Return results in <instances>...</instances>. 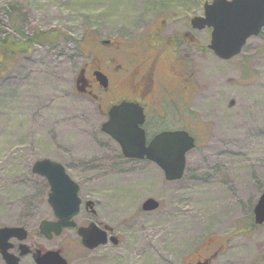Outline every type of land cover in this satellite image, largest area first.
<instances>
[{
	"label": "rangeland",
	"instance_id": "rangeland-1",
	"mask_svg": "<svg viewBox=\"0 0 264 264\" xmlns=\"http://www.w3.org/2000/svg\"><path fill=\"white\" fill-rule=\"evenodd\" d=\"M210 1L0 0V37L24 45L0 54V224L23 214L36 226L53 218L48 184L31 170L47 157L65 167L81 198L99 201V219L118 238L88 251L62 245L75 234L42 237L45 248L62 247L68 264H187L198 254L210 256L208 264H264V222L247 226L264 189V30L234 57H216L206 47L210 28L189 25ZM48 30L58 33L52 41L25 47L26 35ZM171 36L175 44L162 51L188 76L187 102L166 94L148 102L147 114L174 111L165 123L188 130L195 147L183 176L168 181L155 163L122 155L100 128L106 109L73 92L72 80L93 50L116 54L120 44L142 60ZM149 197L159 206L143 211ZM78 218L86 221L83 211Z\"/></svg>",
	"mask_w": 264,
	"mask_h": 264
},
{
	"label": "water",
	"instance_id": "water-1",
	"mask_svg": "<svg viewBox=\"0 0 264 264\" xmlns=\"http://www.w3.org/2000/svg\"><path fill=\"white\" fill-rule=\"evenodd\" d=\"M193 28L210 27V40L207 47L221 59H229L241 51L250 36L258 35L264 26V0H211L203 4V15L190 19ZM109 43L108 39L100 41ZM104 82V81H103ZM107 119L101 124V130L110 135L120 146L124 157L147 159L154 162L162 171L166 180L181 178L185 168V154L195 146V139L184 129L163 130L156 133L147 143L142 123L144 113L137 102L122 101L110 106ZM32 172L43 176L49 186L47 202L52 207L56 220H42L40 232L51 237L58 235L63 228L75 225L73 218L79 212V185L66 172L65 167L50 158H41L33 162ZM154 198H146L141 209L154 210L158 207ZM253 220L256 224L264 222V190L253 207ZM26 232L19 226L0 227V253L6 264H17V256L9 253L8 239L18 236L25 238ZM78 235L83 246L92 249L107 242V232L90 223L79 227ZM116 244L118 239L110 236ZM20 255L28 247L20 244ZM37 264H67L56 250H47L34 254Z\"/></svg>",
	"mask_w": 264,
	"mask_h": 264
},
{
	"label": "flooded vegetation",
	"instance_id": "flooded-vegetation-1",
	"mask_svg": "<svg viewBox=\"0 0 264 264\" xmlns=\"http://www.w3.org/2000/svg\"><path fill=\"white\" fill-rule=\"evenodd\" d=\"M99 41L100 39L94 41V43L103 46ZM111 44L112 41L110 40L104 47H110L109 45ZM113 49H116V54H112L110 48L105 51L102 50L103 54L100 56L95 55L94 50L91 51V58L81 62L73 77V92L85 95L95 102H100L99 107L103 112L106 109L104 108V103L106 102L108 103V108L116 102H138L142 106L145 114V121L142 127L144 128L146 137H148L147 139H150L155 133L164 129L183 128L181 126L168 125L165 123V120L168 118H177L178 114L174 111L169 114H165L164 112L163 114L162 112L157 113L155 109L156 113L151 117L147 114L148 102H165L166 94H178V101H180L182 96V101L180 102H187V89H190V83L187 80L181 62L179 60H174V57L172 62L168 61L166 54L159 46L152 51L149 50L153 54H148L146 58L142 60H136L132 56H127L122 51L120 44H115ZM150 55H152V57H150ZM49 208L52 213L51 207ZM80 211H83L85 214L86 221L84 222H78L79 218L78 220L76 219ZM78 215L74 218L76 223L74 227L64 228L59 235H53L49 238L44 236L39 230L41 220L36 226L37 222L34 224L31 214L21 215L18 220L12 224H0V227L19 226L26 232L25 239L22 241L18 236L8 239L11 244L8 252L18 257L17 264H37L34 258L36 251L44 252L47 250H57L60 255L67 260L61 246L45 248L42 244V237L47 241H51L58 236L66 235V233L75 234L76 236L74 238H69L71 240L66 241L67 239H63L62 241L63 246L71 249L72 246H75V243L81 244L80 236L77 233L78 228L81 226L87 227L90 223H94L97 227L105 229L108 237L113 235L112 229L99 219V201L86 197L81 198ZM51 220H54V216ZM21 243L25 244L28 250L20 255ZM82 247L88 251L92 250L84 246ZM217 250L218 249L211 250L209 255H213ZM195 257L193 262L191 261L187 264H207V261L209 262L210 260V256L201 257V255L198 254ZM0 264H6L1 253Z\"/></svg>",
	"mask_w": 264,
	"mask_h": 264
},
{
	"label": "trees",
	"instance_id": "trees-1",
	"mask_svg": "<svg viewBox=\"0 0 264 264\" xmlns=\"http://www.w3.org/2000/svg\"><path fill=\"white\" fill-rule=\"evenodd\" d=\"M58 33L54 32V30H48V31H39L32 35H26L25 39V47H27L30 43H48L54 39L55 36H57ZM163 45V48L167 49V46H172V44H175L176 40L174 37H169V38H162L161 39ZM162 48V49H163ZM24 45L23 44H17L14 43L10 40L9 37L2 38L0 37V54L3 56H7L8 54H17L20 52H23L24 50Z\"/></svg>",
	"mask_w": 264,
	"mask_h": 264
}]
</instances>
